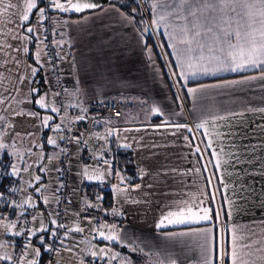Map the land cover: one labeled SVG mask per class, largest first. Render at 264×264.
<instances>
[{
	"label": "crops",
	"instance_id": "obj_1",
	"mask_svg": "<svg viewBox=\"0 0 264 264\" xmlns=\"http://www.w3.org/2000/svg\"><path fill=\"white\" fill-rule=\"evenodd\" d=\"M116 1L91 0L99 7L80 13L56 9L57 42L62 41L60 55L68 91L64 101L68 114L63 118L51 111V107L58 109V103L47 66L44 20L39 22L40 14L33 9L29 21L20 26L19 14L26 0H3L0 4V9L15 5L0 15V143L6 145L0 148V168L4 161L13 160L19 169L18 175L10 176L7 194L0 196V255L12 257V248L28 242L26 229L36 227L33 216L53 228L52 211L60 183L57 144L62 140L61 130L55 131V126L67 122L74 127L73 111L87 115L93 103L114 100L122 113L116 127L91 131L84 154L75 143L71 169L77 175L87 170L88 175L103 177L92 180L114 181L108 204L123 223L117 227L97 225L70 207L67 237L58 243L52 257L41 248L38 264H201L203 238L180 234L210 225L169 224L165 220L158 227L170 212L186 210V205L230 208L231 218L223 216L225 231L219 226V235L228 240L233 229L246 234L251 247L241 253L239 264H264V79L260 78L264 66L249 65L235 72L215 71L214 66L208 73L194 69L196 75L182 81L179 75H172L180 69L175 49L170 47L171 29L163 22L159 26L152 23L159 19V11L152 7L154 0H143L150 17L145 32L114 5ZM59 2L67 6V0ZM36 3L41 8L43 0ZM28 26L35 34L26 32ZM146 32L157 38V50L148 44ZM24 36L31 39L24 40ZM205 39L211 42V38ZM25 47L28 52L23 51ZM31 67L39 68L34 76ZM237 81L242 83H230ZM201 86L206 87L188 94V88ZM41 97L48 108H40L37 101ZM154 107L160 111L154 113ZM45 116L53 117L48 127L43 125ZM205 122L204 128L196 127ZM176 124L186 127L176 130ZM49 138L55 139L56 145L48 144ZM102 141L108 145L110 161L114 145L132 152L136 184L129 183L124 173L119 179L120 172H114L110 163L93 159L89 144ZM36 176L41 179L35 180ZM29 196L34 206H15ZM74 201L77 204L78 200ZM212 224H218L215 216ZM77 226L83 231H75ZM17 231L22 234L17 236ZM101 233L116 239H104ZM40 235L46 241L49 233L33 237V246L40 247ZM213 235H217L216 228ZM212 246L214 249L215 239ZM0 264L13 261L0 260Z\"/></svg>",
	"mask_w": 264,
	"mask_h": 264
},
{
	"label": "snow or ice",
	"instance_id": "obj_2",
	"mask_svg": "<svg viewBox=\"0 0 264 264\" xmlns=\"http://www.w3.org/2000/svg\"><path fill=\"white\" fill-rule=\"evenodd\" d=\"M0 4H3V0H0ZM12 7H15V5L11 3L4 6L3 9H0V15H3ZM51 7L61 12L74 11L80 13L85 10L96 9L99 5L91 2V0H84L82 3L79 0L77 2L67 0L66 6L64 3H60L59 0H52ZM152 7L159 11V19L154 18L152 23L159 26L163 22L166 28L171 29L168 33L169 39L172 41L170 47L175 49L177 67L180 69L179 72L172 73L174 77L179 75L180 79L186 82L189 75H196L194 69H200L208 73L214 66L215 71L235 72L249 65L264 66V0H171V2L170 0H154ZM33 9H37L40 14L38 19L40 22H43L45 19V9L37 8L36 0H26L25 9L22 14H19L20 26L29 21ZM170 17L178 22H170ZM26 32L35 34V29L32 26H28ZM206 37L211 38L210 43L205 39ZM23 39L29 40L31 37L24 36ZM60 43L62 41L57 42V44ZM23 51L28 52V48L25 47ZM196 52L199 55L193 56V53ZM205 52H207V55H205ZM36 62L40 64L39 52L36 53ZM38 71L39 68L37 67H31L30 69V73L33 76ZM260 78L264 79V75ZM250 79H255V77H251ZM230 83H242V81ZM203 87L206 86L188 88V94L195 95L197 92L202 91ZM33 91L36 90L33 89ZM37 103L40 108L49 107L44 97H41ZM51 111L55 113L59 109L51 107ZM152 111L157 113L160 110L154 107ZM32 115H38V113H32ZM83 118L82 116L77 117L78 120H82ZM52 119L53 117L51 116H45L43 118V125L48 127L49 121ZM205 125L206 122L198 124L196 127L204 128ZM184 127L186 125H175L176 130ZM54 130L60 131V125H56ZM188 130L192 131L190 128ZM61 138L63 139V137ZM75 142L80 143L79 138ZM48 144L56 145V140L49 138ZM4 147L6 145L0 143V148ZM208 147H211L210 143ZM196 151L199 152L200 148L197 147ZM216 166L219 167V161H217ZM41 170L44 171V169ZM12 174H19V169L15 165L12 166ZM85 175L90 180L103 178L102 176L88 175L87 170H85ZM34 179L39 181L41 178L40 176H36ZM221 183L223 182L221 181ZM35 191L39 192L40 188L37 187ZM211 198L215 200L216 196L212 195ZM225 199L228 200L227 197ZM44 203H49L47 197H44ZM228 203L231 204V201L228 200ZM25 204L34 206L30 196L21 204L15 206L23 208ZM185 209L178 212H170L164 220H161L158 227L163 226L165 220L169 224H208L210 226L191 228L188 232L181 233L180 235H197L203 238L201 264H226L228 261H230V264H239L241 253L244 249L251 247L246 242L248 236L246 234H239L236 229H233L228 240H224L219 235V226L224 224L223 216L227 215L231 218L232 213L230 208L225 209L222 206L219 210H216L208 207H189L186 205ZM213 216H215L218 222L217 225L212 224ZM32 219L36 227L34 229H26L28 242L24 245L19 264H38L36 258L41 256V248H44L45 251H52V248L46 244L43 235L38 237L40 247L33 246L32 238L36 237L38 233L46 232L55 238L58 234L57 230L64 227L63 224H58L57 219H51V225L55 226V228L47 227L43 221L37 220L35 216ZM10 227L15 228L16 224H11ZM214 228L217 229L215 237L213 235ZM74 230L78 232L83 231L78 226ZM15 234L19 236L22 233L21 231H17ZM101 236H104V234L101 233ZM104 239L114 240L116 237L104 236ZM213 239H215L214 249L212 246ZM0 247H3V245H0ZM93 255H96V253H93ZM29 256L32 258L28 259ZM0 260H12V257L7 254L0 255ZM172 264H175V261H172Z\"/></svg>",
	"mask_w": 264,
	"mask_h": 264
},
{
	"label": "built area",
	"instance_id": "obj_3",
	"mask_svg": "<svg viewBox=\"0 0 264 264\" xmlns=\"http://www.w3.org/2000/svg\"><path fill=\"white\" fill-rule=\"evenodd\" d=\"M139 2L143 4V0H139ZM51 4L52 0H43L42 8L45 9V19L42 32L49 77L52 80L53 90L56 93V102L58 103L59 111L56 112V115L63 118L68 114L64 103L68 91L64 79L60 45L57 44L56 9L51 7ZM177 91L179 93L178 86ZM71 115L74 118V127L69 126L67 122L60 124L63 139L57 144L59 157L56 162L60 183L56 192V203L52 211L53 219H57L58 224H63L64 227L57 230L58 234L55 238L51 237L49 233L48 245L52 248V251H46L49 257L55 254L58 243L67 237L66 229L69 225L70 207L74 206L80 217L97 225L109 224L117 227L123 223L122 217L112 213L108 203L105 202L104 194L112 191L115 186L113 180H90L83 173L74 174L71 169L76 139L79 138L78 148L84 154L85 143L91 131H112L116 127L115 121L122 115L119 104L114 100L100 101L90 106L87 115L82 114L78 109L73 111ZM79 116L84 118L78 120L77 117ZM13 164V160H7L1 165L0 187L7 178L9 179L12 176ZM75 199L78 200L77 204H75ZM225 226L224 223L220 225V228L225 231ZM25 235L27 236V234ZM12 249L13 264H19L24 250V243H19ZM46 264L50 263L47 262Z\"/></svg>",
	"mask_w": 264,
	"mask_h": 264
},
{
	"label": "trees",
	"instance_id": "obj_4",
	"mask_svg": "<svg viewBox=\"0 0 264 264\" xmlns=\"http://www.w3.org/2000/svg\"><path fill=\"white\" fill-rule=\"evenodd\" d=\"M114 5H117L119 8H121L127 15L133 17L135 20L137 26L145 32V29H147L149 25V15L147 14L145 7L143 4L139 2V0H118L114 2ZM135 10V11H133ZM146 40H148V44L153 46L156 50L158 49V45L156 42V39L151 33L146 32ZM113 154H112V161L114 164V172L119 171L120 173H124L127 176L128 182L131 184H136L138 182V172L136 169L135 160L133 158L132 152L128 150H122L118 149L115 145L112 148ZM5 162V161H4ZM3 162V163H4ZM7 162V161H6ZM12 177L3 182V184L0 187V196L1 194H7V186L8 183H11ZM110 192H107L104 194L105 202L108 203V200L111 199L109 197ZM111 207V204L109 205ZM1 207V206H0ZM49 241V235L46 237V242ZM18 245V244H17ZM45 255H47V252H45ZM44 264V263H42Z\"/></svg>",
	"mask_w": 264,
	"mask_h": 264
},
{
	"label": "rangeland",
	"instance_id": "obj_5",
	"mask_svg": "<svg viewBox=\"0 0 264 264\" xmlns=\"http://www.w3.org/2000/svg\"><path fill=\"white\" fill-rule=\"evenodd\" d=\"M42 8V7H41ZM40 22V21H39ZM38 22V24H39ZM57 103V102H56ZM108 145L106 143V141H102V142H95V143H91L89 144V150L90 153L93 157V159H97L99 161H102L105 163V161H107V163H110L111 168L113 169L114 164L112 163V161H110V156L108 155V149H107ZM90 160V159H89ZM90 162V161H89ZM90 165L91 162L89 163ZM86 166V165H85ZM123 176V173H118V177L119 179ZM109 179V178H107ZM114 182V181H113ZM115 187V186H114ZM145 261V260H144ZM148 262V261H147Z\"/></svg>",
	"mask_w": 264,
	"mask_h": 264
},
{
	"label": "bare ground",
	"instance_id": "obj_6",
	"mask_svg": "<svg viewBox=\"0 0 264 264\" xmlns=\"http://www.w3.org/2000/svg\"><path fill=\"white\" fill-rule=\"evenodd\" d=\"M43 28V27H42ZM65 78V77H64ZM61 133V132H60Z\"/></svg>",
	"mask_w": 264,
	"mask_h": 264
}]
</instances>
